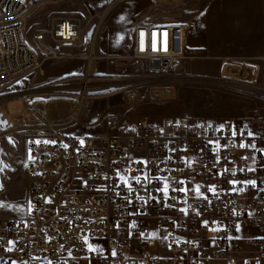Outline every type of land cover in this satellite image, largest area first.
I'll list each match as a JSON object with an SVG mask.
<instances>
[{
    "label": "built area",
    "instance_id": "obj_1",
    "mask_svg": "<svg viewBox=\"0 0 264 264\" xmlns=\"http://www.w3.org/2000/svg\"><path fill=\"white\" fill-rule=\"evenodd\" d=\"M59 1L0 0V80L21 77L38 54L57 59L61 45L79 41L76 19L26 39L35 8ZM185 37L177 22L136 24L128 57L144 61L150 74L173 76ZM258 61L260 105L246 122L111 117L100 136L28 142L29 204L22 218H0V264H264V48ZM24 104L16 125L35 118L46 132L78 124V110L48 120L33 112L28 96ZM142 220L155 222L160 241L129 227ZM246 229L256 236L240 237ZM90 239L103 240L104 256L89 248ZM132 244L139 258L123 259Z\"/></svg>",
    "mask_w": 264,
    "mask_h": 264
},
{
    "label": "rangeland",
    "instance_id": "obj_2",
    "mask_svg": "<svg viewBox=\"0 0 264 264\" xmlns=\"http://www.w3.org/2000/svg\"><path fill=\"white\" fill-rule=\"evenodd\" d=\"M199 1L123 0L111 8L112 0H61L35 8L25 22L27 40L37 28H48L55 21L76 19L81 29L76 44L83 45L85 54L65 60L47 59L38 54L30 72L0 80V140L5 142L0 149V218H22L28 208L24 145L26 147L31 140L58 141L74 137L64 132L69 129L96 136L104 131L111 117L143 118L137 112L146 101L159 108L184 109L186 113L177 115L189 116L193 121L214 120L222 124L246 122L252 117L260 105L261 92L255 90L257 81H251L249 75L227 77L222 84L180 79L175 75L161 77L147 72L144 61L128 57L130 34L136 24L180 22L198 7ZM89 31L91 35L87 36ZM163 90H170V94L163 96L160 94ZM27 96L29 107L39 118H62L78 110V124L46 132L35 118L26 126L16 125L25 117L24 97ZM177 115L152 118L165 120ZM4 122L13 124L9 132ZM132 225L146 228L148 237L155 242L162 238V232L152 220L133 221ZM239 235L254 237L256 233L246 229ZM132 245L133 249L127 250L129 254L123 253V259L139 258L141 248ZM95 247L101 250L100 245ZM148 253L156 257L157 247Z\"/></svg>",
    "mask_w": 264,
    "mask_h": 264
},
{
    "label": "crops",
    "instance_id": "obj_3",
    "mask_svg": "<svg viewBox=\"0 0 264 264\" xmlns=\"http://www.w3.org/2000/svg\"><path fill=\"white\" fill-rule=\"evenodd\" d=\"M197 6L187 18L177 22L185 28L186 37L184 59L174 75L180 79L194 78L202 82L222 84L227 77H232L229 74L230 70H239L243 73L241 77L245 78L249 75L251 81L254 83L257 81L258 88L256 87L255 90L261 92L263 74L258 58L264 48V0H200ZM57 53L63 60L81 58L85 54V48L79 43L64 44L58 48ZM91 60L89 57V61ZM160 94L168 96L170 90H163ZM241 102L244 105L246 103L243 100ZM141 105L137 114L143 118L186 113L184 109L178 107L159 108L151 101L142 102ZM221 117L225 116L219 118ZM4 124L9 128L13 125H8L7 122ZM64 132H70L75 138L93 136L78 129ZM105 133L106 128L96 136ZM4 144L5 142L0 140V149ZM26 149L27 146L24 145V151ZM132 224L133 221L129 225L130 228H133ZM88 245L98 258L104 256L102 239H90ZM96 245H100L101 250L97 249ZM132 246L130 245L129 249H133ZM83 264H99V262L94 259L87 260Z\"/></svg>",
    "mask_w": 264,
    "mask_h": 264
},
{
    "label": "bare ground",
    "instance_id": "obj_4",
    "mask_svg": "<svg viewBox=\"0 0 264 264\" xmlns=\"http://www.w3.org/2000/svg\"><path fill=\"white\" fill-rule=\"evenodd\" d=\"M242 69V68H241ZM228 70V69H227ZM230 70V69H229ZM227 74V73H226ZM229 74H231L232 76H242L243 75V73H242V71H239V70H230L229 71Z\"/></svg>",
    "mask_w": 264,
    "mask_h": 264
},
{
    "label": "water",
    "instance_id": "obj_5",
    "mask_svg": "<svg viewBox=\"0 0 264 264\" xmlns=\"http://www.w3.org/2000/svg\"><path fill=\"white\" fill-rule=\"evenodd\" d=\"M90 35H91V31H89V32L87 33V36H90ZM120 63L124 64L125 61H120Z\"/></svg>",
    "mask_w": 264,
    "mask_h": 264
},
{
    "label": "snow or ice",
    "instance_id": "obj_6",
    "mask_svg": "<svg viewBox=\"0 0 264 264\" xmlns=\"http://www.w3.org/2000/svg\"><path fill=\"white\" fill-rule=\"evenodd\" d=\"M249 135H251V133H249ZM245 145H241V147H244ZM237 230H239V226H237Z\"/></svg>",
    "mask_w": 264,
    "mask_h": 264
}]
</instances>
